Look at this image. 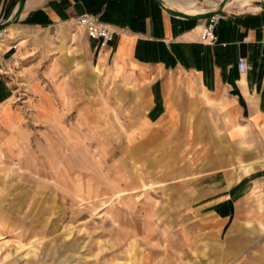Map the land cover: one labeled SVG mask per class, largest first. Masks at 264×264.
Returning <instances> with one entry per match:
<instances>
[{"label": "rangeland", "instance_id": "rangeland-1", "mask_svg": "<svg viewBox=\"0 0 264 264\" xmlns=\"http://www.w3.org/2000/svg\"><path fill=\"white\" fill-rule=\"evenodd\" d=\"M24 41L0 76V150L22 157L0 158V264H264L255 213L216 238L190 211L210 155L231 160L235 141L157 124L146 80L93 76L76 24Z\"/></svg>", "mask_w": 264, "mask_h": 264}, {"label": "crops", "instance_id": "crops-1", "mask_svg": "<svg viewBox=\"0 0 264 264\" xmlns=\"http://www.w3.org/2000/svg\"><path fill=\"white\" fill-rule=\"evenodd\" d=\"M164 1L166 8L204 11L185 3L188 9L180 0ZM208 1L212 9L222 0ZM245 1L249 0L235 4ZM83 14L95 16L114 32L113 42L100 50L87 38L98 61L92 66L95 78L108 66L122 82L133 75L146 80L150 113L157 124L169 121L179 127L183 119L189 138L204 131L215 132L221 143L235 141L231 160L210 155L216 167L195 185L190 211L198 225L221 238L236 217H242L246 227L255 213L257 229L264 234V9L256 2L223 8L216 41L208 45L200 41L207 19L176 17L159 0H0V25L7 24L0 36V64L6 69L31 35H68ZM241 58L244 72L238 69ZM9 92L0 85V104L8 101ZM207 136L209 146L213 135ZM0 158L17 167L22 157L16 159L5 148ZM24 161L37 167L28 154Z\"/></svg>", "mask_w": 264, "mask_h": 264}, {"label": "built area", "instance_id": "built-area-1", "mask_svg": "<svg viewBox=\"0 0 264 264\" xmlns=\"http://www.w3.org/2000/svg\"><path fill=\"white\" fill-rule=\"evenodd\" d=\"M206 11L209 10H204L203 12ZM218 19L219 15H214L207 19L206 25L200 32L201 43L208 45L215 43V27ZM75 24L85 31L89 40L96 42V46L99 50L108 47L114 40V32L111 28L99 22V20L93 15L83 14L76 19ZM3 34V30L0 31V36ZM238 69L239 72H244L246 70V62L242 58L238 61ZM4 74H6V69L0 64V76Z\"/></svg>", "mask_w": 264, "mask_h": 264}, {"label": "water", "instance_id": "water-1", "mask_svg": "<svg viewBox=\"0 0 264 264\" xmlns=\"http://www.w3.org/2000/svg\"><path fill=\"white\" fill-rule=\"evenodd\" d=\"M230 0H222L220 2V5L219 7L217 8V10H213V11H206V12H202L200 14H196V15H189V14H185V13H182V12H179L178 10L176 9H172V8H166L164 3H163V0H159L160 4L172 15L176 16V17H180V18H185V19H190V20H199V19H208L214 15H219L226 2H228ZM25 0H21V3H24ZM257 4L260 5V7L262 9H264V0H259L258 2H256ZM7 26V24H1L0 25V31H2L5 27Z\"/></svg>", "mask_w": 264, "mask_h": 264}, {"label": "bare ground", "instance_id": "bare-ground-1", "mask_svg": "<svg viewBox=\"0 0 264 264\" xmlns=\"http://www.w3.org/2000/svg\"><path fill=\"white\" fill-rule=\"evenodd\" d=\"M238 1H241V0H230V1H228V2H226V4H225V6H224V8H231V7H238V8H242V7H246V6H249V5H253V2H258L259 0H249V1H245V2H242V3H238V4H235L236 2H238ZM163 2L165 3V1L163 0ZM180 3L182 4V5H184V6H186L187 4L190 6V7H192V8H195V7H197V5L194 3V1H192V0H185V2H184V0H180ZM185 3H186V5H185ZM205 4V5H211L212 3H211V1H205V2H202V4ZM166 4V3H165ZM167 5V4H166ZM220 5V4H219ZM187 7V6H186ZM219 6H216V7H214V8H212V9H209V11H213V10H217V8H218ZM173 8H175V7H173ZM188 8V7H187ZM176 10H178L179 12H182V13H185V14H189V15H196V14H200V13H202L203 11H201V10H198V9H195V10H192V11H194V12H192V11H188V10H183V9H179V8H175ZM189 9V8H188ZM263 221V220H262Z\"/></svg>", "mask_w": 264, "mask_h": 264}]
</instances>
